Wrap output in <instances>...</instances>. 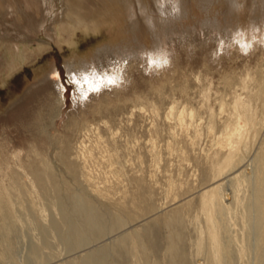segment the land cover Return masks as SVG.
<instances>
[{
    "label": "rangeland",
    "instance_id": "1",
    "mask_svg": "<svg viewBox=\"0 0 264 264\" xmlns=\"http://www.w3.org/2000/svg\"><path fill=\"white\" fill-rule=\"evenodd\" d=\"M52 2L0 17V36L41 48L0 73V264H215L216 202L228 264H258L264 0H221L211 21L191 2L177 21L151 3L157 37L137 12L132 42L77 30L72 47L51 32ZM72 51L95 56L97 84L68 79Z\"/></svg>",
    "mask_w": 264,
    "mask_h": 264
},
{
    "label": "bare ground",
    "instance_id": "2",
    "mask_svg": "<svg viewBox=\"0 0 264 264\" xmlns=\"http://www.w3.org/2000/svg\"><path fill=\"white\" fill-rule=\"evenodd\" d=\"M52 1L48 0V2L53 4ZM0 2V17L6 15L16 19L21 17L28 18L30 16L28 11H37L40 9L41 5H47V0H1ZM190 2L198 7L200 9L199 11L203 12L206 18L204 21H211L209 16L212 14H215V16L219 15L217 7L220 5L221 0H60L61 11L57 19H55V24L51 32L57 38L58 44H68L71 46V44L75 43L73 36L75 37L77 30H83L85 33L92 32V34H97L106 29L110 37H116L120 43L126 44L132 42L130 41L132 36L137 38L140 27V20L137 17V12L141 15L147 29L157 37L159 31H157L158 28L152 16L154 12L151 3L155 4L160 15H164L168 9L173 11L174 14H172V16L177 21L189 15L188 7L190 6ZM234 11L235 12L231 10L232 21L235 22L236 28L243 30L247 25L245 22L246 20H242L238 12L239 10ZM200 19H202V17ZM215 21H218V18H215ZM182 24L184 23L182 22ZM181 27L184 26L182 25ZM3 36H0V73L7 72V70L10 73L12 70L19 67L24 60H29L31 54L41 50V48H37L36 51H32L31 53L29 52V41L23 40L19 43L20 45H18L14 44V41L9 39V37ZM112 43L113 45L116 44L115 42ZM94 57L91 52L80 54L78 51H72L71 55L64 62L68 79L75 87L82 88L84 84L88 87L98 83L102 75L99 77L98 71L91 67L93 66ZM47 74L49 77L52 76V70L49 69ZM189 116L191 117V115ZM185 118L183 113H181L177 116L176 120L182 123ZM237 132H239V127H228L224 132V136L231 139ZM220 139L222 138L220 137ZM234 172L237 174L235 168ZM235 174L233 176H235ZM226 177H228V173ZM250 201L251 203H249L250 206L248 210L251 211L254 217L258 232L256 239L259 244L257 262L258 264H264V166H260L257 170V187ZM215 207L212 217L209 218L212 261L215 264H228L227 250L225 249L226 242L224 241V234L227 232V208L217 204V202L215 203ZM91 213L94 217L93 212ZM3 216L8 218L5 214H2V218Z\"/></svg>",
    "mask_w": 264,
    "mask_h": 264
}]
</instances>
